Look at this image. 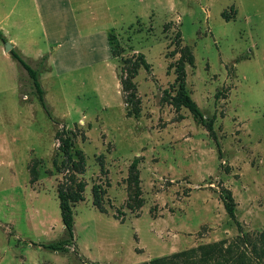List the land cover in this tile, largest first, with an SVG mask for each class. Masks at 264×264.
Listing matches in <instances>:
<instances>
[{
  "label": "rangeland",
  "instance_id": "obj_1",
  "mask_svg": "<svg viewBox=\"0 0 264 264\" xmlns=\"http://www.w3.org/2000/svg\"><path fill=\"white\" fill-rule=\"evenodd\" d=\"M72 3L93 34L40 75L60 124L20 67V92L34 98L41 134L12 155L0 152V264H137L174 255L192 264L215 242L214 259L264 264V0ZM139 52L152 68L132 78L123 60ZM181 58L188 92L215 120L221 153L190 110L172 104ZM124 80L141 101L138 117L128 115L136 105ZM63 128L74 141L72 160L56 135ZM135 157L139 181L131 177ZM65 181L84 197L74 203V243L68 252L31 245L66 237L57 194ZM221 190L232 193L242 231Z\"/></svg>",
  "mask_w": 264,
  "mask_h": 264
},
{
  "label": "crops",
  "instance_id": "obj_2",
  "mask_svg": "<svg viewBox=\"0 0 264 264\" xmlns=\"http://www.w3.org/2000/svg\"><path fill=\"white\" fill-rule=\"evenodd\" d=\"M83 22L72 0H0L1 34L29 61L47 56L40 75L51 74L62 54L80 52V40L93 34L84 31ZM38 122L34 98L20 92V65L0 37V152L12 155L30 137H39ZM30 162L23 167L29 169Z\"/></svg>",
  "mask_w": 264,
  "mask_h": 264
},
{
  "label": "trees",
  "instance_id": "obj_3",
  "mask_svg": "<svg viewBox=\"0 0 264 264\" xmlns=\"http://www.w3.org/2000/svg\"><path fill=\"white\" fill-rule=\"evenodd\" d=\"M227 20H230V18H226ZM0 37L3 40V42L7 41V38L1 34ZM111 37L109 36V41ZM114 50V49H113ZM13 55V57L18 61L20 67L26 70L29 77L32 80V84L34 87V90L36 92V95L41 102L43 108L45 109L46 113L48 114L49 118L57 123L60 124L61 120L57 119L53 116L51 108L46 100V92L42 85V82L40 80V71L46 66V60L47 56H43L40 60L37 61V66L34 67L28 59L17 49L13 48L10 51ZM186 53L188 54V63L194 65L195 57L193 52H191L190 48H186ZM119 55V53H114V55ZM124 65H127L129 73L131 74V77L135 78V76L138 74V71L141 67H144L147 71L151 70V64L148 62L145 54L142 52H139L136 59H130L126 58L123 60ZM186 61L185 59H180L178 62V65L176 67V82L179 83L178 87V93L174 96H170V99L172 100V104L176 107H186L190 110L192 113L195 121L202 126L205 127V129L208 131L210 137L216 142V145L218 147L219 153H221V145L218 140V135L216 133V130L214 128V118L207 117L197 101L190 95L186 88ZM124 86L126 89L132 88V94L134 101L133 103L136 105L134 110H129L128 115L138 117L139 113L141 111L140 106L138 104L141 102L140 99L136 98V88L134 87V84L131 80H124ZM21 91L24 93V91L21 89ZM56 135L61 140V146L60 149L64 153V156L66 160H72L73 154H72V147L74 144L73 138L68 133V130L58 129L56 132ZM81 154V159H83L82 152L78 150ZM55 163L56 160L54 161ZM67 161H64V165H67ZM140 162V159L138 157H135L131 163V177L135 179V181H139L138 177V164ZM78 164L77 161H73L72 166H76ZM34 175V170H33ZM32 178L34 181L36 179V176H33ZM84 188H82L81 192ZM57 194L60 202V211H61V218L62 222L65 226L66 231V237L60 238L58 240L50 241V242H32L33 245H38L50 250L59 251V252H68L69 247L72 243L75 241V217H74V203L77 200H83L84 197L81 194L76 195L75 190L73 189V185L70 184L68 181H65L62 184H59L57 189ZM220 197L224 202L225 210L229 217L233 220V222L237 225L240 231H242V223L237 217L236 213V202L234 200V197L232 193L229 190H221L220 191ZM100 201L96 199V204L100 208V210H103V207L100 205ZM220 242H215L213 244H208L206 246L202 247V257L199 261L193 262L192 264H228L226 261L221 260V256H218V258L213 257L214 250H219ZM75 253H77L78 250H74ZM79 253V251H78ZM185 254V253H184ZM79 255V254H78ZM80 256V255H79ZM177 256H160L153 258L149 261H143L137 264H181L180 261L176 260ZM81 257V256H80ZM85 261V260H84ZM88 262V261H85ZM89 264H102L100 262H88ZM186 264H190L189 262Z\"/></svg>",
  "mask_w": 264,
  "mask_h": 264
},
{
  "label": "water",
  "instance_id": "obj_4",
  "mask_svg": "<svg viewBox=\"0 0 264 264\" xmlns=\"http://www.w3.org/2000/svg\"><path fill=\"white\" fill-rule=\"evenodd\" d=\"M14 48V45L10 43L9 41L5 42V50L6 51H11Z\"/></svg>",
  "mask_w": 264,
  "mask_h": 264
}]
</instances>
